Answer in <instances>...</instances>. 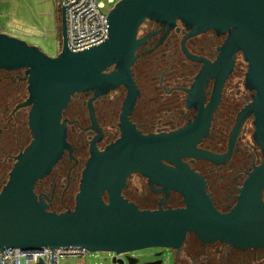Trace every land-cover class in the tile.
Listing matches in <instances>:
<instances>
[{"label":"water","instance_id":"95a60500","mask_svg":"<svg viewBox=\"0 0 264 264\" xmlns=\"http://www.w3.org/2000/svg\"><path fill=\"white\" fill-rule=\"evenodd\" d=\"M61 18L62 49L54 57L0 32V70H25L28 98L18 107L29 108L33 138L17 156L0 192V249L51 248L53 264L58 247L127 254L115 257L113 264H163V250L180 252L193 233L204 245L264 250V162L249 174L236 204L220 211L204 176L183 161L216 160L197 147L207 133L199 131V120L168 134L144 135L129 125L103 152L93 146L72 210L51 211L35 193L36 183L51 173L66 149L71 150L63 113L74 95L93 91L100 96L124 85V115L134 109L140 91L132 67L145 41L139 38L140 28L149 20L169 28L180 21L194 34L229 33L217 63L222 66L236 52L242 53L248 64L246 87L255 92L244 116H254V140L264 149V0H118L107 18L108 38L79 52L67 44L65 7ZM223 79L216 87V100ZM133 172L167 192L176 191L184 206L142 210L129 202L122 193ZM150 248L162 249L155 254L158 259L141 263L131 255Z\"/></svg>","mask_w":264,"mask_h":264},{"label":"flooded vegetation","instance_id":"af4514ba","mask_svg":"<svg viewBox=\"0 0 264 264\" xmlns=\"http://www.w3.org/2000/svg\"><path fill=\"white\" fill-rule=\"evenodd\" d=\"M228 35L214 30L194 34L180 21L172 28L153 20L145 22L139 32L145 41L132 67L140 91L134 109L124 115L128 95L124 85L100 96L93 91L74 95L63 113L71 150L66 149L51 173L36 183L38 199L51 211L74 209L92 147L103 152L122 138L123 128L129 125L144 135L168 134L199 120V131L207 129V133L197 147L216 160L186 157L183 161L204 176L216 207L229 211L249 174L264 162V149L254 140V116H244L255 92L246 87L248 64L242 53L236 52L222 66L217 63ZM0 76L1 84L5 80L0 88V186L4 187L10 167L33 138L29 108L18 107L28 98L25 70H0ZM122 194L142 210L184 206L179 193L167 192L135 172L128 176ZM193 254H209L208 264L264 261V250H241L222 243L204 245L197 238L193 245L186 242L176 256Z\"/></svg>","mask_w":264,"mask_h":264},{"label":"rangeland","instance_id":"374dc122","mask_svg":"<svg viewBox=\"0 0 264 264\" xmlns=\"http://www.w3.org/2000/svg\"><path fill=\"white\" fill-rule=\"evenodd\" d=\"M118 2V0H117ZM60 0H2L0 5V25L5 33L24 39L29 44L38 46L49 56H57L61 52L62 43V21ZM244 68L246 66L244 65ZM28 96V94H27ZM13 165L10 167V171ZM9 178V173L7 180ZM3 187L0 186V192ZM195 236L190 235L187 242L195 244ZM162 249L150 248L131 253L132 256L140 259V262L153 261L158 259L155 254ZM160 257L163 264H176V252L163 250ZM213 253V252H212ZM113 253L90 252L87 257H72L61 260L60 264H113ZM187 257L182 255L180 260L183 264H208L207 257L197 256V254ZM256 261L252 264L262 263Z\"/></svg>","mask_w":264,"mask_h":264},{"label":"built area","instance_id":"2783aa9c","mask_svg":"<svg viewBox=\"0 0 264 264\" xmlns=\"http://www.w3.org/2000/svg\"><path fill=\"white\" fill-rule=\"evenodd\" d=\"M1 3L2 0H0V5ZM116 3L117 0H60V6L66 8L69 49L79 52L105 41L108 38L107 18ZM0 32H4L1 25ZM2 250L3 264H40L41 262L53 264V249L51 248L36 251L15 248L0 249V264H2ZM89 253L83 247H58L54 249V264H60L65 258L87 257ZM107 253H113V260L115 257L122 258L127 255ZM257 264H264V262Z\"/></svg>","mask_w":264,"mask_h":264},{"label":"trees","instance_id":"16d2710c","mask_svg":"<svg viewBox=\"0 0 264 264\" xmlns=\"http://www.w3.org/2000/svg\"><path fill=\"white\" fill-rule=\"evenodd\" d=\"M61 21H62V18H61V16H59V22L61 23ZM61 32H62V31H61ZM0 77L3 78L2 76H0ZM4 81H5V80L3 79L2 84L4 83ZM2 84L0 83V88H1V85H2ZM190 235H194V236H195V234L191 233V234L188 235V237H189ZM195 238H197V237L195 236ZM176 264H183L182 261L180 260V258H179L178 255L176 256Z\"/></svg>","mask_w":264,"mask_h":264}]
</instances>
